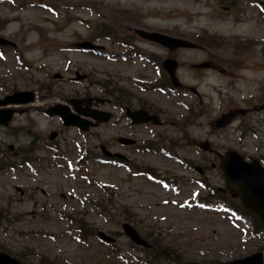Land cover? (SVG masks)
Returning a JSON list of instances; mask_svg holds the SVG:
<instances>
[{"label":"rangeland","instance_id":"rangeland-1","mask_svg":"<svg viewBox=\"0 0 264 264\" xmlns=\"http://www.w3.org/2000/svg\"><path fill=\"white\" fill-rule=\"evenodd\" d=\"M256 1L264 4V0H0V36L17 45L15 49L0 45V99L18 90H33L36 95L33 103L17 107L27 111L0 126V251L27 264H223L255 252L264 258V234H255L247 218L223 209L225 196L215 192L224 186L220 170L211 167L217 155L198 148L208 140L220 153L232 148L250 156L264 154V124L254 119L247 131L240 132L236 129L244 125L238 121L225 129L210 123L234 108L242 94L237 88L219 94L200 82V99L171 88L151 90V84L165 80L151 54L170 53L135 35L138 28L207 47L174 52L182 63L178 79L196 84L197 73L189 67L208 53L224 59L245 53L264 57V13L258 12ZM161 11L183 17L149 16ZM132 39L149 53L147 58L135 57L119 45ZM82 40L108 56L76 48L75 42ZM207 80L221 82L215 77ZM76 97L107 99L102 108L112 111L113 117L78 131L43 112L48 105ZM122 104L156 107L162 125H130ZM52 130L59 134L49 141ZM118 137L134 138L140 145L151 141V146L164 149L147 152L139 150L138 143L123 146ZM107 144L127 166L99 160L106 157L100 146ZM124 222L153 248L131 242L122 231ZM79 225L85 230L80 232ZM99 233L112 240H102Z\"/></svg>","mask_w":264,"mask_h":264},{"label":"water","instance_id":"water-1","mask_svg":"<svg viewBox=\"0 0 264 264\" xmlns=\"http://www.w3.org/2000/svg\"><path fill=\"white\" fill-rule=\"evenodd\" d=\"M141 34L151 40L158 41L170 49L177 46H191L187 41L175 39L158 33H148L142 31ZM0 43H9L6 40L0 38ZM81 46H87L86 43L80 44ZM164 68L168 72L172 83L178 86L179 83L175 77V69L177 62L171 58H167L163 63ZM31 93H20L16 92L11 96L5 97V99L0 100V104L7 103H20L31 101ZM87 101H90L88 99ZM50 113H58L62 116L66 125L74 124L80 127L82 123L78 117L71 114L66 106L56 105L48 110ZM12 109H5L0 111V123H7L12 114ZM85 113V112H84ZM85 115H89L85 113ZM152 116H146L141 114L140 116H133L134 121H147L153 119ZM158 123V122H156ZM203 150H209V144L203 142L200 144ZM219 168L223 172L225 178L226 188L231 192L232 195L238 196L243 204L244 209L254 215L260 223L264 226V167H261L255 161L246 162L241 155L234 151H227L224 155L219 157ZM125 232L127 235L136 243L147 246L136 231L130 227L128 224H124ZM0 264H23L20 261L10 257L7 254L0 253ZM182 264H199L194 262H187ZM226 264H264L262 260L261 252L246 256L244 258L228 262Z\"/></svg>","mask_w":264,"mask_h":264},{"label":"flooded vegetation","instance_id":"flooded-vegetation-1","mask_svg":"<svg viewBox=\"0 0 264 264\" xmlns=\"http://www.w3.org/2000/svg\"><path fill=\"white\" fill-rule=\"evenodd\" d=\"M247 46V45H246ZM243 46L240 48L247 50V47ZM203 62H208L209 67L206 69H198L194 68L193 64L191 65V69L193 72H196V79L198 83L190 84L189 89L193 92V95L200 99L198 93V84L200 82L204 83L207 87H209V91L214 90L219 93L230 92L228 90L232 88H237L240 94V99L235 102L234 108H228L223 111L221 114L226 113L227 111L233 110L232 121L228 126L232 125L234 121L240 122L241 125H249L250 122L257 120V122L264 123V57L258 58L251 56L249 57L246 53L244 56H236L232 59H223V57L215 56L214 54L208 53L206 57L203 59ZM203 71L204 75L199 74L198 72ZM212 71V73H211ZM258 72L260 74L258 75ZM224 75V80H220L219 84H212L207 79L211 77H215L218 79H222L221 77ZM195 88V89H193ZM228 89V90H227ZM248 92V93H247ZM227 99V98H226ZM230 99V98H229ZM232 99V98H231ZM95 104L93 107H95ZM131 105V104H128ZM123 106V104H122ZM126 107L130 109H148L150 113H157L156 107L149 106L148 108L138 105V106H127L124 105L123 108ZM83 109V106L81 107ZM127 109V108H126ZM124 118H128L124 114ZM231 118V117H230ZM128 121V120H127ZM130 125V121H128ZM211 123V122H210ZM135 126V125H133ZM140 126V125H138ZM226 126V127H228ZM224 129V128H223ZM242 129V128H241ZM131 138V137H128ZM134 143L139 142L134 138ZM118 141V138H117ZM140 145V144H139ZM138 145V146H139ZM107 149L109 144L106 145ZM129 146V145H128ZM143 146H139V150H143ZM105 152V149H103ZM150 151H153L150 149ZM250 157L249 155H246ZM260 162H264V154H257Z\"/></svg>","mask_w":264,"mask_h":264},{"label":"bare ground","instance_id":"bare-ground-1","mask_svg":"<svg viewBox=\"0 0 264 264\" xmlns=\"http://www.w3.org/2000/svg\"><path fill=\"white\" fill-rule=\"evenodd\" d=\"M149 16L155 17V18H163V19H175V18L177 19V18L183 17L181 14H169L168 12H162V11H161V14L155 13Z\"/></svg>","mask_w":264,"mask_h":264},{"label":"trees","instance_id":"trees-1","mask_svg":"<svg viewBox=\"0 0 264 264\" xmlns=\"http://www.w3.org/2000/svg\"><path fill=\"white\" fill-rule=\"evenodd\" d=\"M254 222H255V227L257 230H263L256 220H254Z\"/></svg>","mask_w":264,"mask_h":264}]
</instances>
